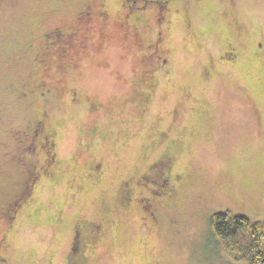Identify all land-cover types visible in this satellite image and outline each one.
I'll list each match as a JSON object with an SVG mask.
<instances>
[{
  "label": "rangeland",
  "instance_id": "374dc122",
  "mask_svg": "<svg viewBox=\"0 0 264 264\" xmlns=\"http://www.w3.org/2000/svg\"><path fill=\"white\" fill-rule=\"evenodd\" d=\"M98 1L0 0V264H244L211 215L264 219V0L137 3L141 40Z\"/></svg>",
  "mask_w": 264,
  "mask_h": 264
},
{
  "label": "flooded vegetation",
  "instance_id": "af4514ba",
  "mask_svg": "<svg viewBox=\"0 0 264 264\" xmlns=\"http://www.w3.org/2000/svg\"><path fill=\"white\" fill-rule=\"evenodd\" d=\"M129 1V2H128ZM172 0H123V4L125 7L124 8V12H123V20L122 21H117L119 24H124L125 29L128 30V33H133L139 40H141L142 36H141V32L142 30L140 29V25L137 24V22H129L130 16L131 14H133L134 12V4L137 5V3H141L142 5H140L141 7L144 6L145 7H151L152 9H157V12L160 14L158 16L159 21L162 22L165 21L163 20V12L167 11L170 9V7L168 6V2L171 3ZM140 7V8H141ZM82 10L78 11L79 13V17L83 15V17L85 15H88L90 13V16H88V27L87 29L91 28V20L95 19L96 17H100L101 19V24H100V28H102V35L104 36L105 33V28L107 27L108 23L112 20L110 15L111 12L109 11V9H107L106 5H105V1L104 0H99L98 3L96 2L95 4H90V5H85L81 8ZM93 14V15H92ZM156 14V12H155ZM78 17V18H79ZM70 37H65V32L63 30H61V27H56L54 28L52 31H49L48 33H46V39H45V43L42 47V50L39 51L40 54H46L48 51H51V48L53 47L54 44H56L57 42H64L66 43V41L70 40L72 35L71 33H69ZM64 36V37H63ZM89 37V35H87ZM162 38V32L158 31L157 33V37L155 39L154 45H157V42ZM83 39L79 38V40L77 41V48L75 51V53H78L79 50H81L83 48ZM82 42V43H81ZM64 45H61L60 47V51H64V48H68L69 46L66 45L65 47H63ZM56 51V50H54ZM58 51V50H57ZM72 54V53H71ZM70 54V55H71ZM73 58V55H71ZM38 133V132H37ZM35 135V133L33 134V136ZM42 146L45 148L47 153L49 154L48 158L50 161L51 159L54 158V141H50V144H46V141H41ZM165 162V163H164ZM163 168L164 170L167 169L169 167L168 165V160H164V159H159L157 160L155 163H153L152 169L153 171H156V175L161 177L163 174V170H158V165L159 164H163ZM167 166V167H166ZM158 181V180H157ZM165 183V181H164ZM29 188V187H27ZM30 189H28L29 192ZM26 192V191H25ZM23 194V193H22ZM7 209L6 205H1L0 209ZM87 225V226H86ZM84 225H77L75 226V235L77 234V232L79 233V231L88 229V223ZM95 229H97V226H95ZM151 264V263H150Z\"/></svg>",
  "mask_w": 264,
  "mask_h": 264
},
{
  "label": "trees",
  "instance_id": "16d2710c",
  "mask_svg": "<svg viewBox=\"0 0 264 264\" xmlns=\"http://www.w3.org/2000/svg\"><path fill=\"white\" fill-rule=\"evenodd\" d=\"M211 224L226 255L244 264H264V219L216 211Z\"/></svg>",
  "mask_w": 264,
  "mask_h": 264
}]
</instances>
